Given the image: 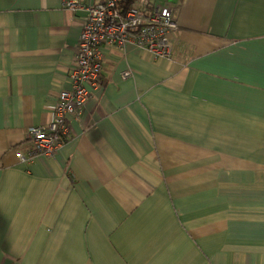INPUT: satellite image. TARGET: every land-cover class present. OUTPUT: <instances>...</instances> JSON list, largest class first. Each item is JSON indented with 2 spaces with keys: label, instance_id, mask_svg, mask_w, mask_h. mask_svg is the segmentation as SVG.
<instances>
[{
  "label": "crops",
  "instance_id": "0c3cea01",
  "mask_svg": "<svg viewBox=\"0 0 264 264\" xmlns=\"http://www.w3.org/2000/svg\"><path fill=\"white\" fill-rule=\"evenodd\" d=\"M64 1L0 0V264H264V0H143L171 59L106 50L71 140L19 164L69 90Z\"/></svg>",
  "mask_w": 264,
  "mask_h": 264
},
{
  "label": "built area",
  "instance_id": "2783aa9c",
  "mask_svg": "<svg viewBox=\"0 0 264 264\" xmlns=\"http://www.w3.org/2000/svg\"><path fill=\"white\" fill-rule=\"evenodd\" d=\"M125 0H100L94 6L78 0L63 2L62 10L73 14L83 12V24L75 51V66L69 79V90L61 91L51 121L41 127L25 130V146L15 152L19 164H34L38 156L53 159L62 145L71 140L68 119H78L92 92L103 89L102 65L106 50L122 52L132 45L151 53L155 59H170L171 40L178 29L174 8L169 3L154 5L147 11L135 8L121 9ZM130 72H124L123 79Z\"/></svg>",
  "mask_w": 264,
  "mask_h": 264
},
{
  "label": "trees",
  "instance_id": "16d2710c",
  "mask_svg": "<svg viewBox=\"0 0 264 264\" xmlns=\"http://www.w3.org/2000/svg\"><path fill=\"white\" fill-rule=\"evenodd\" d=\"M143 0H125L122 4L121 9L124 10L125 12L130 10V9H135V8H140L139 5H142ZM146 9L145 7H141Z\"/></svg>",
  "mask_w": 264,
  "mask_h": 264
},
{
  "label": "rangeland",
  "instance_id": "374dc122",
  "mask_svg": "<svg viewBox=\"0 0 264 264\" xmlns=\"http://www.w3.org/2000/svg\"><path fill=\"white\" fill-rule=\"evenodd\" d=\"M164 3H167V2H164ZM161 4H162V3H161ZM139 7L141 8V7H142V5L140 4V5H139ZM177 30H178V29H177ZM171 41H172V40H171ZM171 46H172V45H171ZM170 59H171V58H170Z\"/></svg>",
  "mask_w": 264,
  "mask_h": 264
}]
</instances>
